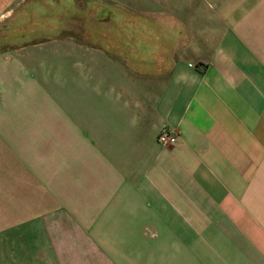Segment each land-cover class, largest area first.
<instances>
[{
  "label": "crops",
  "instance_id": "0c3cea01",
  "mask_svg": "<svg viewBox=\"0 0 264 264\" xmlns=\"http://www.w3.org/2000/svg\"><path fill=\"white\" fill-rule=\"evenodd\" d=\"M90 1L0 54V264H264V0Z\"/></svg>",
  "mask_w": 264,
  "mask_h": 264
},
{
  "label": "rangeland",
  "instance_id": "374dc122",
  "mask_svg": "<svg viewBox=\"0 0 264 264\" xmlns=\"http://www.w3.org/2000/svg\"><path fill=\"white\" fill-rule=\"evenodd\" d=\"M80 5L83 8L78 9L75 0H20L17 3L0 0V48L4 49L0 54L11 49L6 45L9 42L24 46L45 41L48 36L59 35L65 29L72 33L76 22L91 21L87 13L94 7V2L80 1ZM11 8L13 14L5 17Z\"/></svg>",
  "mask_w": 264,
  "mask_h": 264
},
{
  "label": "built area",
  "instance_id": "2783aa9c",
  "mask_svg": "<svg viewBox=\"0 0 264 264\" xmlns=\"http://www.w3.org/2000/svg\"><path fill=\"white\" fill-rule=\"evenodd\" d=\"M178 140V133L169 126H162L156 134V141L161 144L172 146Z\"/></svg>",
  "mask_w": 264,
  "mask_h": 264
}]
</instances>
